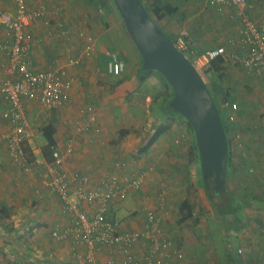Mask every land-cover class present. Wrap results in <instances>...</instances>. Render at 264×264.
Returning <instances> with one entry per match:
<instances>
[{"label":"crops","instance_id":"crops-1","mask_svg":"<svg viewBox=\"0 0 264 264\" xmlns=\"http://www.w3.org/2000/svg\"><path fill=\"white\" fill-rule=\"evenodd\" d=\"M145 1L152 9L153 0ZM159 1L174 9L158 24L176 41L185 38L184 51L192 58L239 36L242 24L233 7L210 0ZM248 1L251 19L263 23L264 0ZM25 5L29 11L45 8L44 18L32 19L28 24L32 35L26 42L28 66L32 70L63 69L72 78V85L66 91L65 102L57 108H42L36 100L23 99L30 125V137L22 144L25 161L12 159L3 137L10 124L0 116V264H79L72 240L59 241L51 235L56 226H68L73 217L46 185L52 176V149L66 155L61 169L70 187L82 176L88 178L85 187L91 189L101 187L115 171L128 177L146 172L139 190L129 188L125 199L113 200L107 216L118 222V231H136L142 230L146 222L143 208L156 210L161 237L171 241L169 250L183 253L182 259L173 256L165 264H264V133L252 134V150L261 155L259 164L249 161L244 152V159L229 153L227 188L220 193L207 190L192 127L188 128L180 114L164 107V101L169 102L173 93L168 83L152 73L140 75L142 59L113 1L25 0ZM15 7L16 0H0L2 10L15 12ZM59 21L70 28L69 36L57 30ZM78 31L94 39L95 51L89 57L81 56L84 39L77 35ZM2 36L0 27V43ZM108 51L122 62L119 75L109 69ZM70 57L78 60L69 63ZM222 65L226 86L223 98L219 97L217 80L208 71L210 81L206 84L213 98L222 100L219 109L224 127L236 130L237 135L248 124L246 117L251 116L245 114L247 108L252 115L260 114L264 122V77L233 61ZM8 67L7 48L0 49V80L10 75ZM233 88L249 90L253 96L238 95ZM225 99L236 102L238 108L233 111L226 107L222 104ZM4 105L0 101V108ZM49 123L54 128L50 149L43 134V127ZM160 124H168V130L146 151L138 153ZM241 160L249 174L257 173L255 166L263 171L257 181L248 183L250 189L257 190L254 194L258 196L253 198L232 188L234 171L244 167ZM189 189H195L194 210L190 218L180 221L178 209ZM231 192H235L233 197ZM198 199L206 207V201L210 207L213 205L217 214L205 212ZM79 207L92 212L96 206L80 201ZM86 248L83 244L76 246L82 253ZM148 248L146 240H139L132 251L140 256ZM93 255L94 259L84 264H104L110 258L109 246L95 245ZM116 260L124 264L122 255H116Z\"/></svg>","mask_w":264,"mask_h":264},{"label":"built area","instance_id":"built-area-1","mask_svg":"<svg viewBox=\"0 0 264 264\" xmlns=\"http://www.w3.org/2000/svg\"><path fill=\"white\" fill-rule=\"evenodd\" d=\"M216 4L228 5L237 10L236 17L242 24L239 36L228 39L226 44L208 48L192 58L191 63L197 71L207 70L212 61L218 58L222 63L233 61L246 71H251L264 77V22L257 23L249 16L251 4L248 0H210ZM45 8L29 11L25 0H16L15 12L0 9V27L3 30L0 49L7 48L9 60V76L0 80V101L5 103L0 108V116L10 124V129L3 137L11 153L12 159L25 161L22 144L30 137V125L23 106V99L36 100L42 108H57L66 100V91L72 85V78L63 69L32 70L28 66V45L32 37L28 24L32 19L44 18ZM57 30L63 36L70 35V28L64 21L56 23ZM77 35L84 39L81 56L89 57L95 51L94 39L91 35L78 31ZM180 50H185L187 44L177 40ZM109 69L114 75H119L123 69L119 57L108 51ZM77 57H70L69 63H75ZM223 104L231 110H236L238 104L224 100ZM94 120V117H91ZM69 152V150H68ZM53 167L52 176L46 182L49 190L57 194L64 202V208L72 211L73 217L68 226H56L51 235L56 240H72V250L79 264L91 262L94 259L95 245H108L110 258L104 264H117L116 255L123 256L124 264H165L173 256L183 258L181 252H171V241L161 237V230L156 210L144 207L146 222L142 230L120 232L118 222L108 218L107 211L113 200H123L128 189L139 190L143 184L146 172L128 177L120 172H113L101 187L87 189L88 178L82 176L70 187L66 173L61 165L66 158L65 153L58 149L51 151ZM25 164V163H24ZM119 167L120 162L116 163ZM253 172L252 168L248 169ZM73 200H71V198ZM84 201L95 205L92 212L80 209L79 203ZM139 240H146L149 248L140 256L132 251ZM78 244L86 245L85 252L77 251ZM241 252V249H238Z\"/></svg>","mask_w":264,"mask_h":264},{"label":"water","instance_id":"water-1","mask_svg":"<svg viewBox=\"0 0 264 264\" xmlns=\"http://www.w3.org/2000/svg\"><path fill=\"white\" fill-rule=\"evenodd\" d=\"M112 1L142 59V68L156 71L165 79L173 92L169 107L191 125L205 185L209 187V179H213L212 189L224 190L229 137L202 75L141 0Z\"/></svg>","mask_w":264,"mask_h":264},{"label":"rangeland","instance_id":"rangeland-1","mask_svg":"<svg viewBox=\"0 0 264 264\" xmlns=\"http://www.w3.org/2000/svg\"><path fill=\"white\" fill-rule=\"evenodd\" d=\"M145 4L148 5L147 2ZM157 22L159 24H162L163 23V19H158ZM183 41L186 42L185 38H184ZM184 53L190 59L193 57L189 52H184ZM206 72L207 71H205V72L202 71L201 72V75H202L204 81L209 84V81H210L209 80V77H208L209 74H206ZM152 74L161 81V79L159 78L160 75H159L158 72L152 71ZM211 77H212V79H216L217 80V83H218V91H219V94H220L219 97H220V99L223 98V95L225 94V87H226L225 84H224L225 83L224 82V78L223 77L220 78V77L217 76V74H213V73H211ZM210 85H211V83H210ZM233 92L237 93L238 95H240V94L247 95L249 98H251L253 96V93L251 91H249V90L248 91L246 90V92H244V91H241V90L238 91V90H236V88H233ZM255 96H258L259 97V95H257V93L255 94ZM221 101H218V103L220 104ZM245 114H250L252 116V117L251 116L246 117L247 118V121H248V124H245L243 126V128H240L238 130L237 135H235V131L236 130L235 131L232 130V132L229 131V134H230V136H229L230 137V147H232V152H230V153L237 155L238 158L244 159V156L241 154L242 152H244V153H246L245 157L247 156L249 161H255L256 163L259 164V160H260L261 155H257L252 150V149L255 148L254 147L255 137L252 136V134H253V131H261V132L264 133V122L262 121V119H260V114H259V116H258V114L252 115L251 114V110L248 109V108L246 109V113ZM188 128H190V127H188ZM233 161H235V158H233ZM262 161H263V159H262ZM240 165L241 166H244V167H242V168L238 167V171H236V170L234 171V175L235 176L232 177V180L234 182V185H232V188L234 187L235 192L236 191L242 192V195H244V197H250L251 196V198H253V197H255V195L258 196L257 194H254V193H256L257 190L254 189V188H251L250 189L251 184H248V183L251 180L257 181V179L259 177H261L259 175H263V171L260 168H257L255 166V169L257 170V173L256 174H249L248 172H246V168H245L246 165L243 162V160H241ZM185 180H187L188 182H190L188 176H186ZM240 184H242V185H240ZM186 185L188 186L189 183H187ZM198 186L199 187H202L200 184H198ZM222 191H224V190H222ZM222 191H220V192H222ZM220 192H218V193H220ZM234 193L231 192L230 195L232 196V195H234ZM230 195L226 193V196H230ZM206 203H207V207L204 206V205H202L201 200L198 199V205L201 206V207L202 206L205 207V209H206L205 212H210L211 211V212L217 214V211H214V209H213L214 206L211 205V207H210V205L208 204L207 201H206ZM234 246L235 245L233 243V247Z\"/></svg>","mask_w":264,"mask_h":264},{"label":"trees","instance_id":"trees-1","mask_svg":"<svg viewBox=\"0 0 264 264\" xmlns=\"http://www.w3.org/2000/svg\"><path fill=\"white\" fill-rule=\"evenodd\" d=\"M143 5L145 6V8L147 9V11L150 13V15L152 16V18L154 19V21L158 24L157 20L158 19H161L163 16H165L166 14H170L171 12H173V7L167 3H164V2H161L159 0H153V8L150 9L148 5H146L143 0H141ZM159 25V24H158ZM160 26V25H159ZM170 38H172L170 36ZM172 40L176 43V39H173ZM183 53L185 51L181 50ZM185 54V53H184ZM190 59V58H189ZM192 60V58L190 59ZM222 59L221 58H218L217 60L215 61H212L211 62V65L210 67L205 70V71H208L209 73H213V74H217L218 77H222L223 76V70H224V67L222 65ZM140 70L142 73H140V75L143 74L142 77H144L146 74H150L152 73L153 70H144L141 66H140ZM204 71V72H205ZM160 75V74H159ZM160 77L165 81V79L160 75ZM166 82V81H165ZM167 83V82H166ZM209 88V87H208ZM210 90V89H209ZM173 96V93L172 95H170V97ZM169 97V99H170ZM215 100V99H214ZM226 100V99H225ZM218 108H219V103L217 100H215ZM164 107L167 108L169 111H171L172 113H174V111L169 107L168 105V100H165L164 101ZM219 112H220V116H221V119H222V122H223V118H222V113H221V110L219 109ZM189 127L191 128V125L188 123ZM169 128V125L168 124H160L155 130L154 132L152 133V135L149 137V139L147 140V142L138 149V153H142L144 151H146L154 142L155 140L160 136L162 135L166 130H168ZM53 126L51 123L47 124L45 127H43V134H44V137L46 138L47 140V143H48V147L50 149V146L53 145L54 143V139L52 137V133H53ZM225 131L229 137V130L227 129V127H225ZM121 134H125V131L121 132ZM121 136V135H120ZM229 148H230V141H229ZM230 153V151H229ZM51 154V152H50ZM47 157V156H46ZM52 158V157H51ZM229 155H228V162H227V167L229 165ZM225 178H226V174H225ZM213 179H209V187H207L206 185L205 188L209 191H212L214 192V190L212 189V185H213ZM227 188V185H226V182H225V189ZM194 196H195V189H189L188 190V194L186 195V197L183 199V201L180 203V206H179V214H180V217H179V220L180 221H183L187 218H190L192 216V213H193V210H194V206H195V201H194Z\"/></svg>","mask_w":264,"mask_h":264},{"label":"clouds","instance_id":"clouds-1","mask_svg":"<svg viewBox=\"0 0 264 264\" xmlns=\"http://www.w3.org/2000/svg\"><path fill=\"white\" fill-rule=\"evenodd\" d=\"M187 57V56H186ZM189 59V58H188ZM200 74H201V72H200Z\"/></svg>","mask_w":264,"mask_h":264}]
</instances>
